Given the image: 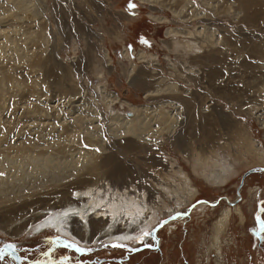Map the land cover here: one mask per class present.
<instances>
[{"label": "rangeland", "instance_id": "374dc122", "mask_svg": "<svg viewBox=\"0 0 264 264\" xmlns=\"http://www.w3.org/2000/svg\"><path fill=\"white\" fill-rule=\"evenodd\" d=\"M130 4L136 7L129 9ZM46 6L45 18L42 21H45V32L49 36L51 46L55 49V58H52L55 66L52 65L51 68L55 73L52 71L50 76H46L44 75L46 73L42 72L43 75H41L37 70L29 68L26 63H23L25 64L23 66L22 63L18 65L14 63L15 61L9 62L10 57L8 61H0V67H11L10 73L13 75L15 73L14 76L23 82V85L36 80L37 85L34 88L38 92V94L34 93L37 96L27 98L24 95L23 86L18 89L6 86L7 88H3V93H0V202L5 201L4 205L0 203V210L13 204L37 201L42 193L50 192L45 187L53 182L60 181L59 184L63 185L60 187L65 192L79 186L74 181L80 174V179H92L93 176L83 170L79 175L75 174L77 177L72 176L62 180L74 172L71 168L72 163L69 165L70 161L66 158L72 157V154L74 156L78 148L86 146H80V140L69 142L70 136L61 130V124L68 127V130L71 129L74 125L73 118L80 114L83 116L84 107L92 104L98 110V123L101 126V136L94 138L105 148L99 159H102L105 154V156L108 155L112 162L117 164L115 167L123 174L125 173L127 184L134 186L141 184L162 192L155 182L166 178L168 170L165 171L166 166L163 168L160 165L161 162H166L167 165L169 159L180 164L181 168L192 177L198 189L196 198L186 209L182 208L178 215L161 218L147 231L149 235L146 237L138 238L137 234V238L133 237V243L124 244L92 242L95 256L104 260L109 259L110 264H116L114 261L116 258L124 260L123 264H264V233L260 231L258 223V219L264 221V211H262L264 209V171L245 176V173L251 169L262 168L264 164H247L240 158L237 174L224 186H212L201 176L194 175L188 160L198 146H201L202 151L208 149L207 142H203L200 138L196 126L191 127L188 133L185 131L180 143L176 141V135H174L170 139L165 137L157 146L152 142L148 150L138 151V147L130 150L123 146V140L110 133L108 115L98 97V87L105 85L106 90L118 98L112 106V112L129 114L130 104L143 106L153 105L159 101H169L163 97V94L154 95V98L146 96V92L154 89L151 88L155 85L154 81L158 82L162 78H165L167 82L174 80L180 84L182 90H189L199 96V109L207 105L208 114H214L215 118H212L210 122L214 125L213 130L218 131H215L214 135L211 134L212 138L232 147L235 139L234 127L237 126L254 141L261 143L264 149V126H261L257 119V115L262 113L264 121V103L261 99H257V96L262 93L257 88L259 81L256 75L253 70L251 71L252 68L250 69V64L255 60L250 59L249 54L239 53L238 48H234L235 45L245 47L247 44L249 47L250 44H257L260 40L264 42V34L260 29L230 22L232 20L225 14L206 18L204 22L200 20L184 22L176 20L168 9L142 0H46ZM150 14L164 16L167 21L158 22ZM209 24L217 26L222 35L231 33V36L227 37L231 44L228 48L229 53L222 55L221 63L216 65L220 80L211 83L210 87L203 85L202 81H198V84L192 82L188 84L187 79L178 76L173 69V65H177L181 72H185L181 54L171 51L164 44L171 39V36L166 35V31L169 27L193 31L195 27ZM193 40L200 39L195 37ZM140 50L144 51L150 60L151 56L155 57L157 65L139 60L137 53ZM125 51L128 52V57ZM50 52L49 49L47 53ZM169 62L172 63L169 64ZM131 63L136 65L137 70L128 78L127 72ZM66 73L70 79L69 82L66 80L68 78ZM153 75H155L154 78L151 77ZM57 78L63 81L65 79L64 87L68 88V85L73 84L77 86L80 95L78 94L72 102H67L61 96L65 89L57 84ZM30 106H37L44 113H36L33 114L34 117H30L29 114L27 115ZM165 107L172 111L168 104ZM221 111L223 114L219 117H224L225 122L218 120V113ZM55 139L58 144L48 151L44 146L50 144L49 146L52 147L51 143ZM28 142L41 144L40 151L53 155L55 164H50L52 167L47 164L46 169V166L42 165H45L41 161L42 156H37L39 159L34 158L32 161L34 165L28 160L17 162L18 156L23 153L17 152L16 147ZM90 146L93 147V145ZM250 159L248 158V161ZM64 174L68 175L64 176ZM94 179V182L97 181L100 184L103 182L101 175ZM241 181L243 182L240 186ZM126 182L124 185H127ZM237 190L239 193L236 192ZM103 192H105L104 189L98 194H105ZM4 196L7 199H4ZM50 196L45 202L33 203L24 209L14 210L17 214H12L9 219L2 218L1 214L0 223L6 222L8 228L7 232L0 231V240L33 247L45 237L56 236L57 233L54 234L52 229L35 234L31 232L29 235L27 231H23L18 236L11 235L15 228L40 219L44 213L50 212L54 207L61 206L65 202V196L61 193ZM16 198L19 199L14 200ZM204 201L211 203L217 201V203L209 207ZM165 202L169 203L166 200ZM202 202L206 204L204 210H200ZM50 207L53 208L48 209ZM227 207H230L233 213L219 239L221 248L219 253L212 245L214 223L221 218V214ZM236 208L240 209L242 215L236 213ZM153 230L156 242L150 236ZM115 244L121 247H113ZM145 245L156 246V250L147 248ZM126 253L129 254L126 255ZM216 258L219 259V263Z\"/></svg>", "mask_w": 264, "mask_h": 264}, {"label": "bare ground", "instance_id": "6f19581e", "mask_svg": "<svg viewBox=\"0 0 264 264\" xmlns=\"http://www.w3.org/2000/svg\"><path fill=\"white\" fill-rule=\"evenodd\" d=\"M142 1H147L168 9L176 20L178 19L184 22L200 20L204 22L206 18L218 17L220 14H225L232 20L230 22L244 24V26L249 28L253 27L257 29L258 27L261 33L264 34V27L262 26L264 25V0ZM46 9V0H0V61H8L11 58L9 62L15 61L14 63L16 64L26 63L29 68L34 69V71L37 70L41 75L43 73H46L44 74L46 76L52 74V71H54L53 69L51 70L52 65L53 67L55 66L52 61L55 49L51 46L49 36L45 32V21H42L45 18L44 14ZM150 16L158 22L167 21L164 16L154 14H150ZM166 35L171 36V39L164 44L171 51L181 54L183 58L182 65L185 67V72H181L177 65H173V69L178 76L187 79L188 84L191 82L198 84V81H202V84H206L207 86L220 80L216 71V65L221 63L222 55L224 56L228 52V48L231 45L229 43L230 41H228V36H231V33L222 35L217 26L209 24L195 27L193 31L185 28L169 27ZM195 37H199L200 40H193ZM245 45V47L235 45L234 48H238L239 53L244 54L245 52L249 54V58L255 60L254 63L250 64V69L252 68L251 71H254L256 79L259 81L257 88L262 93V95L257 96V99H261V102L263 101L264 103V42L260 40L257 44H250L249 47L247 44ZM49 49L51 52L47 53ZM137 54L138 59L144 60L147 64H152V62L157 63L155 57L151 56L150 60L142 50L138 51ZM125 55L127 57L129 56L127 51H125ZM105 56H107L106 52ZM10 68L0 67V93H3V88L6 86L16 87L17 89L23 86L25 90L24 95L27 98L36 95L34 93L38 94L35 89L37 85L35 79V81H31L32 83L23 85V82H20L14 76L15 73L14 75L10 73ZM135 70H137L136 65L131 63L130 69L127 72L128 78ZM27 74L29 75V73ZM66 75L68 77L67 73ZM154 76L151 77L154 78ZM31 78L30 80H32ZM66 80L69 82V77ZM144 80L146 79L144 78ZM207 80L209 81L208 83ZM56 81L58 85H61L65 89L64 93L61 92L63 93L61 96L67 102H72L80 93L74 84H71L72 86L68 85V88L67 86L64 87L63 82L65 79L63 81V79L57 78ZM146 82L148 83L147 80ZM154 82L155 85L151 87L154 89L146 92V96L154 97V95L161 96L163 94V97L169 99V101H159L153 105L143 106L130 104L129 114H120L118 111L112 112V106L118 98L108 92L105 85L98 87L99 100L102 102L108 115V129L113 136L124 141L123 146L130 150L136 149L137 147V150L139 149L138 151L148 150L152 142L157 146L165 137L170 139L174 135H176V141L180 143L184 138L185 131L188 133L191 127L196 126L199 130L200 138H202L203 142H207L208 149L207 151H202L201 146H198L194 149L195 152L188 157V160L190 161L194 175L201 176L208 184L215 187L226 185L237 174V165L240 163V158L247 164H264V149L262 144L254 141L242 128L234 127L235 139L232 147L212 138L211 134L214 135V132L218 131L213 130L212 126L214 125L210 122L212 118H215L214 114H208L209 109L206 107L207 105L199 109V96L197 94L191 93L189 90H182L180 84L174 80L167 82L165 78H162L158 82ZM13 90L16 91V89ZM166 104L171 107L172 111H169L165 107ZM84 108L83 116L80 114L73 118L74 122L72 121V124L74 125L71 126V129L68 130V127L66 128L61 124V130L64 131V134L70 136L69 142L80 140V146H86L85 148H78L74 156L72 154V157L68 156V159L66 158L67 156L65 157L66 160L70 161L69 165L72 163V167H70L74 172L62 180L64 181V179L72 176L77 177L76 175H79L83 170L93 176L92 179H80V174L75 178L76 181H74L79 186L65 192L64 190L62 191L61 187L63 185L59 184L60 181L53 182V184L45 187L50 192L42 193L40 195L41 198L39 197L37 201H26L27 203L23 202L25 204L20 205L13 204V206L0 210L2 218L9 219L12 214L15 215L16 211L14 213V210L24 209L33 203L45 202L46 198L50 195L52 196V194L61 193L65 196L64 204L58 207L53 206V209L51 207L48 208L52 210L44 213L40 219L27 223L22 227H14L12 236L21 235L23 231H27L29 235L31 232L35 234L39 233V231L52 229L54 230V234L57 233L60 236L70 238L81 247L91 246L92 242L97 243L100 241L106 244L133 243V237H146L145 233L157 221L159 222L161 218L178 215L180 211L188 207L190 202L196 198L198 189L192 177L174 160L168 159L167 163L169 166L165 164L166 162H161L160 166H163V168L166 166L164 170H168V174L163 181L159 179L155 182L162 192L158 191L159 189L155 191L141 184H138V186L136 184V186L127 184L125 173L123 174L115 167L117 164L112 162L108 155L105 156V154L102 159H99L102 156L101 153L105 151V148L100 141L98 142L97 140L96 142L94 138L101 136V126L98 123V110L92 104H88ZM36 113L41 114L44 111H40L37 106H30L28 108L27 115L29 114L30 117H34L33 114ZM220 114H223V112L218 113V117ZM219 118L218 120L225 122L224 117ZM262 118V113L257 115L258 122H260L261 126H264ZM32 142L19 144L16 147L17 152L23 153L18 156L17 162L28 160L34 165L32 162L34 158L42 156L41 161L45 163V165L42 164L43 166L54 163L55 158L53 155L40 151L42 145ZM56 144H58L57 139L51 143L52 147L49 146L50 144L44 147L48 151H51ZM90 145H93V147ZM235 150L238 151L235 152ZM248 158L251 159L248 161ZM57 161L59 162V160ZM68 167L65 168L67 169ZM172 172L173 174H169ZM100 175L103 177V182L101 184L97 181L94 182V177H100ZM56 178H59V176H56ZM125 182L127 185H124ZM103 189L105 191L103 193L105 194L99 195L98 193H101ZM19 198L21 199L22 197ZM4 199L7 198L5 197ZM18 199L16 198L14 200ZM165 200L169 203H166ZM4 202L1 201L0 203L3 204ZM205 205V203L201 204L200 210H204L206 208ZM235 210L236 213L242 215L239 208ZM232 213V209L227 207L221 214V218L214 223V242L212 245L216 247V251L219 253H221L219 239L227 227ZM6 225V222L2 221L0 223V231L7 232L6 229L8 227ZM217 263H219V259H217Z\"/></svg>", "mask_w": 264, "mask_h": 264}, {"label": "flooded vegetation", "instance_id": "af4514ba", "mask_svg": "<svg viewBox=\"0 0 264 264\" xmlns=\"http://www.w3.org/2000/svg\"><path fill=\"white\" fill-rule=\"evenodd\" d=\"M57 237L58 235L45 237L33 247L20 245L9 240H0V250L5 249L6 245L14 247V250H9L8 254L0 260V264H110L109 259L104 260L93 254L92 245L80 246L83 251H78L77 249L65 247L64 242L57 239ZM55 241H60V243H54ZM150 247V249L156 248V246ZM114 261L116 264H123L124 260L116 258Z\"/></svg>", "mask_w": 264, "mask_h": 264}, {"label": "water", "instance_id": "95a60500", "mask_svg": "<svg viewBox=\"0 0 264 264\" xmlns=\"http://www.w3.org/2000/svg\"><path fill=\"white\" fill-rule=\"evenodd\" d=\"M264 171V167H257V168H254V169H251L250 171H248L247 173H245V176L250 174V173H253V172H259V171ZM242 182H240V186L242 185ZM237 193H239V190L236 191ZM205 202V201H204ZM209 207H212L213 205H215L217 203V201L215 202H205ZM54 232V230H52ZM150 236L155 240V231L153 230L151 233H150ZM57 239L59 240H62L64 242V244H68V245H73L74 247H68L70 249H80V246L77 244V242L67 238V237H61V236H58ZM117 245V244H115ZM147 248H151L150 246H145ZM155 249V248H154Z\"/></svg>", "mask_w": 264, "mask_h": 264}, {"label": "snow or ice", "instance_id": "6c2138e0", "mask_svg": "<svg viewBox=\"0 0 264 264\" xmlns=\"http://www.w3.org/2000/svg\"><path fill=\"white\" fill-rule=\"evenodd\" d=\"M129 9L136 7L133 4H130ZM264 211V209H262ZM258 223L260 224V231L264 233V221H261L258 219ZM149 235V233H145V236ZM54 243H60V241H55ZM65 247H74L73 245L66 244ZM113 247H121V245H113ZM9 250H14V247L12 245H6L5 249L0 250V260L4 258L5 255L8 254ZM78 251H83L82 249H77Z\"/></svg>", "mask_w": 264, "mask_h": 264}]
</instances>
